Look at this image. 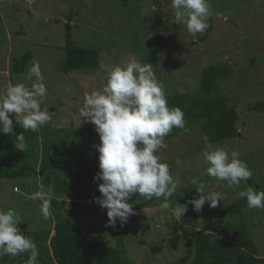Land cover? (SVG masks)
<instances>
[{
	"label": "rangeland",
	"instance_id": "374dc122",
	"mask_svg": "<svg viewBox=\"0 0 264 264\" xmlns=\"http://www.w3.org/2000/svg\"><path fill=\"white\" fill-rule=\"evenodd\" d=\"M210 7V27L193 37L186 25L176 24L170 0H0V91L17 83L30 87L32 80L28 79L27 70L33 60L39 61L49 89L42 108L49 110L51 120L38 129L37 145L29 148L26 156L16 145L14 149L19 153L9 148L15 138L12 134H0V167L18 170L26 160L36 170L25 177H0V208L14 209L25 224L24 231L34 240L41 231L51 230L53 235L55 225L52 210L45 219L40 212L42 200L34 198L37 194L54 196L51 186L38 172L42 142L56 143V164L48 168V174L66 178L78 188H90L87 164L95 151L98 134L80 115L83 96L102 88L108 71L117 64L132 57L138 61L145 57L159 33L165 47L158 66L152 68L166 96L198 91L202 73L210 65L230 68L225 79L218 81L217 90L228 98V103L237 104L239 135L218 145L209 144L199 122L165 141L158 154L161 162L170 165L177 185L169 198V209L160 207L163 197L148 200L134 194L127 202L136 214L123 226L117 221L114 234L99 227L107 214L94 201L65 202L69 216L93 237L103 238L113 254L122 256L129 264H194L196 246L192 243L191 228L184 225L183 229L181 218L173 215L178 203L198 198L192 178L199 177L209 191L223 196L215 208L205 203L198 213L196 230L212 222L224 206L238 201V191L249 185L264 189V110L249 109L256 103L264 104V0H210ZM67 23L75 44L99 52L95 70L66 73L61 69ZM26 53L32 57L18 82L12 65L15 57ZM10 118L13 126L17 124L11 114ZM207 145L239 151L240 159L253 172L248 184L242 182L240 188L233 190L225 181L209 177L202 157ZM242 220L248 225L257 255L264 257V210L246 208L240 216L227 219L236 224ZM192 244L189 260L182 263ZM44 245L49 247L48 243ZM38 251L39 255L46 253V249ZM19 260L20 257L3 256L0 264H19Z\"/></svg>",
	"mask_w": 264,
	"mask_h": 264
},
{
	"label": "clouds",
	"instance_id": "9594fccd",
	"mask_svg": "<svg viewBox=\"0 0 264 264\" xmlns=\"http://www.w3.org/2000/svg\"><path fill=\"white\" fill-rule=\"evenodd\" d=\"M170 4L175 10L176 24L186 25L193 37L210 27L207 22L212 15L210 0H170ZM27 77L32 80L30 87L17 83L0 91V134H12L22 152L27 147L25 137L23 132L15 133L10 114L25 131L35 132L51 120L49 110L42 108L49 89L39 61L31 62ZM80 115L94 125L100 138L95 145L99 171L93 180L99 182L101 195L94 202L106 209V226L115 227L117 221L123 226L136 214L127 201L137 193L148 200L163 197L160 207L169 209V198L177 185L170 174V165L161 162L158 153L165 146V137L173 128L185 129L186 121L179 107H169L152 65L132 57L111 68L102 88L85 92ZM202 157L207 175L225 181L229 189L240 188L242 182L247 185L253 177L248 164L240 159L239 151L207 145ZM192 183L198 198L178 203L173 210L176 219L184 216L188 204L199 213L206 202L215 208L223 199L222 193L209 191L199 177H193ZM34 198L42 200L40 212L47 219L52 196L37 194ZM237 198L246 199L249 209L264 210V191L252 185L238 191ZM19 223L20 216L14 209L0 208V257H20L23 264H39L37 243L20 230ZM25 254H28L26 260Z\"/></svg>",
	"mask_w": 264,
	"mask_h": 264
},
{
	"label": "trees",
	"instance_id": "16d2710c",
	"mask_svg": "<svg viewBox=\"0 0 264 264\" xmlns=\"http://www.w3.org/2000/svg\"><path fill=\"white\" fill-rule=\"evenodd\" d=\"M71 12L73 13V10ZM164 47L163 35L159 33L145 57L139 61L157 67ZM64 53L65 61L61 64V69L66 73L73 70L92 71L99 65V52L75 44L69 23H67ZM31 57V53H26L20 58H14L12 73L18 77L16 79L18 82L20 81L19 75L26 71L27 63ZM229 72L230 68L227 66L210 65L202 73L198 91L166 96L169 107H179L183 111L186 128H173L165 137V141L199 122L204 133V140L209 144L218 145L226 139H232L239 135L236 126L239 117L237 104L228 103V98L221 95L217 90L218 81L225 79ZM249 109L262 112L264 104L256 103L251 105ZM90 126L95 129L92 123ZM13 127L15 133L23 132L24 134L27 147L21 155L26 156L29 148L33 149V146L37 145L39 131H25L18 124ZM97 137L98 144L100 142L99 135ZM13 139L15 141V138ZM14 141L11 142L9 148L19 153L18 150L14 149ZM41 146L43 157L38 172L45 177L46 183L51 186L54 193L51 210L55 217V225L53 235L51 230L37 233L35 241L41 238L36 242L38 249L41 251L46 249V253L40 254L38 257L39 264H129L122 256L114 255L112 248L103 238L93 237L89 230L83 229L78 221L73 220L69 216L65 204L70 200L94 201L101 195L98 191L99 182L93 180L99 171V153L96 148L89 164H87L88 167L86 166L90 188L83 189L76 187L66 178L62 179L48 174V168L56 164V143L45 140ZM63 149L68 151L65 147ZM31 171L36 170L25 160L18 170L0 167V177H25ZM193 187L195 188L194 185ZM246 208V199L231 202L218 211L212 222H207L201 229L196 230L198 213L193 211V205L188 204V210L181 221L183 229H185L184 225L191 228L192 243L196 246L194 264H264V257L257 255V249L248 232L247 223L243 220L237 224L227 221L236 215L240 216ZM107 220L108 217L106 216L99 227L104 231H109L110 234H114L115 228L106 226ZM251 223H254L252 219ZM18 227L23 229L22 232L26 236L31 237L30 233L24 231L25 224L20 222ZM45 243H48L49 247H46ZM193 244L189 246L187 254L181 259L182 263L189 260ZM27 255L25 254L24 260L27 259ZM18 262L23 264L21 259Z\"/></svg>",
	"mask_w": 264,
	"mask_h": 264
}]
</instances>
